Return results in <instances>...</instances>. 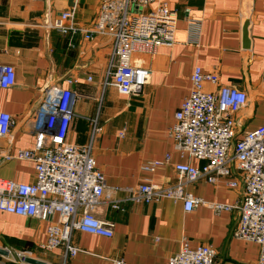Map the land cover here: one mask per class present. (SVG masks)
Here are the masks:
<instances>
[{"label":"crops","instance_id":"obj_1","mask_svg":"<svg viewBox=\"0 0 264 264\" xmlns=\"http://www.w3.org/2000/svg\"><path fill=\"white\" fill-rule=\"evenodd\" d=\"M166 1L178 20L175 43L153 54H134L132 64L151 75L142 93L125 97L113 87L103 88L111 39L93 36L88 41L81 34L70 38L47 27L63 10H73L75 23L90 27L97 0H0V66H13L16 74L13 87L0 89V111L14 121L9 135L0 139V178L24 184L34 180L32 162L5 157L33 147V118L47 88H68L77 95L67 134L70 143L88 142L91 121L100 126L93 154L104 175L105 191L95 217L113 225V237L74 231L72 244L80 251L66 264H111L116 259L167 264L184 239L192 248L211 247L215 264H257L258 245L233 236L237 212L215 213L208 206L230 205L241 198L243 186L228 188L225 179L213 185L202 180L188 184L186 191L207 203L192 212L183 210L182 201L168 199L147 205L122 203L124 211L111 209V202L140 184L175 183L176 164L201 165L175 152L167 132L189 95L194 66L218 75V85L206 84V91L228 85L246 93L248 102L235 115L237 133L264 124V0ZM246 22L248 48L243 47L242 35ZM70 79L75 82L68 84ZM166 155L168 161L154 171L141 169L148 162H163ZM47 226L35 218L0 211V247L28 251L46 264H62V249L48 253L41 248Z\"/></svg>","mask_w":264,"mask_h":264},{"label":"built area","instance_id":"obj_2","mask_svg":"<svg viewBox=\"0 0 264 264\" xmlns=\"http://www.w3.org/2000/svg\"><path fill=\"white\" fill-rule=\"evenodd\" d=\"M97 6L92 25L86 29L75 23L73 10L61 11L47 27L70 38L81 34L88 41L93 36L111 39V61L103 88L113 87L125 97L139 95L151 72L134 66L132 57L153 54L158 48L175 43L176 11L166 0H97ZM200 24L192 22L191 26L197 29ZM15 80L13 66H0V89L13 87ZM206 84L217 86L218 75L194 66L189 95L175 112V122L167 131L174 151L201 165L176 164L175 183L140 184L123 199L111 202V209L124 211L122 203L147 205L168 199L182 201L183 210L192 212L207 203L194 198L186 186L200 180L213 185L218 179H225L228 188L243 186L241 198L230 205L208 206L215 213L237 212L239 219L233 236L257 244L260 249L257 264H264V124L237 133L235 115L246 106V93L228 85L209 92ZM76 101L77 95L71 89H46L33 118V147L5 157L32 162L34 180L24 184L0 178V211L47 222L46 242L41 248L48 253L62 249V264L80 251L72 244L74 231L113 237V225L95 217L105 191L104 175L96 167L93 154L100 133L98 121H91L86 144L74 145L67 139ZM13 127L11 116L0 111V139L7 137ZM168 158L166 155L163 162H148L141 169L152 172ZM5 250L7 255L0 257V264H27V259L35 258L28 251ZM215 257L211 247L192 248L184 239L179 252L170 256L167 264H215ZM111 264L127 263L116 259Z\"/></svg>","mask_w":264,"mask_h":264},{"label":"water","instance_id":"obj_3","mask_svg":"<svg viewBox=\"0 0 264 264\" xmlns=\"http://www.w3.org/2000/svg\"><path fill=\"white\" fill-rule=\"evenodd\" d=\"M247 26H248V22H246L243 26V31H242V35H243V47L244 48H248L249 42H248V37H247ZM7 255V251L4 248L0 247V257L1 256H6ZM27 264H46L38 259H27Z\"/></svg>","mask_w":264,"mask_h":264}]
</instances>
